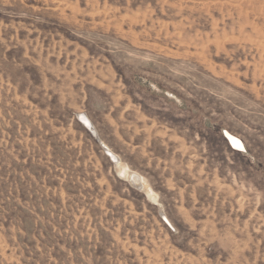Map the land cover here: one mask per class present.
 Masks as SVG:
<instances>
[{
	"label": "rangeland",
	"instance_id": "obj_1",
	"mask_svg": "<svg viewBox=\"0 0 264 264\" xmlns=\"http://www.w3.org/2000/svg\"><path fill=\"white\" fill-rule=\"evenodd\" d=\"M0 264H264V0H0Z\"/></svg>",
	"mask_w": 264,
	"mask_h": 264
},
{
	"label": "water",
	"instance_id": "obj_2",
	"mask_svg": "<svg viewBox=\"0 0 264 264\" xmlns=\"http://www.w3.org/2000/svg\"><path fill=\"white\" fill-rule=\"evenodd\" d=\"M80 119H81V122L83 123V125H85V127H87L90 130L91 124H90L89 120L84 115L80 116ZM224 135H225L226 139L228 140L230 146L233 149H235L237 151L245 152L243 144L239 139L233 137L232 135H230L227 132H225ZM109 156L111 157V159H115V156H113L112 154H109Z\"/></svg>",
	"mask_w": 264,
	"mask_h": 264
},
{
	"label": "bare ground",
	"instance_id": "obj_3",
	"mask_svg": "<svg viewBox=\"0 0 264 264\" xmlns=\"http://www.w3.org/2000/svg\"><path fill=\"white\" fill-rule=\"evenodd\" d=\"M82 114H84V113H82ZM88 119V118H87ZM89 120V119H88ZM90 121V120H89ZM94 134V133H93ZM229 144V143H228ZM120 162H121V160H120ZM129 173V172H128ZM137 173V172H136ZM129 175V174H128ZM143 180V179H142ZM131 181H134V183L135 182H137V183H139V181H141V178H140V176L139 175H137V174H133L132 175V177H131ZM144 185V184H143ZM139 186H140V184H139ZM142 187V186H141ZM144 188V187H143ZM145 190V189H144Z\"/></svg>",
	"mask_w": 264,
	"mask_h": 264
}]
</instances>
